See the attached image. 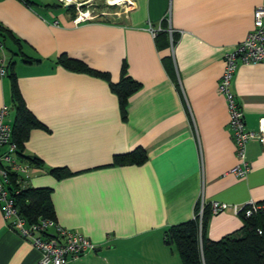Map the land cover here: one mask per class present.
<instances>
[{
    "label": "crops",
    "instance_id": "1",
    "mask_svg": "<svg viewBox=\"0 0 264 264\" xmlns=\"http://www.w3.org/2000/svg\"><path fill=\"white\" fill-rule=\"evenodd\" d=\"M95 1L0 0L12 75L0 78V110L8 107L5 120L12 124L13 77L41 124L23 146L39 164L29 167L28 187L49 189L53 220L96 245L67 264H182L164 233L193 219L201 200L237 207L264 202V146L249 140L248 172L231 173L241 163L217 91L225 55L246 38L264 0H128L130 7L104 9ZM76 8L99 16L75 24ZM148 24L165 32L152 37ZM73 61L107 78L78 70ZM124 66L140 84L125 118L110 88ZM230 90L245 129L257 133L264 63H238ZM138 148L146 153L142 165H112L115 156ZM57 168L70 175L56 179L50 170ZM242 226L232 210L210 214L205 236L218 241ZM39 260L6 225L0 207V264Z\"/></svg>",
    "mask_w": 264,
    "mask_h": 264
},
{
    "label": "built area",
    "instance_id": "2",
    "mask_svg": "<svg viewBox=\"0 0 264 264\" xmlns=\"http://www.w3.org/2000/svg\"><path fill=\"white\" fill-rule=\"evenodd\" d=\"M107 3L116 7L131 6L128 0L115 4L107 0ZM94 11L95 9L82 10L76 8V16L73 22L78 24L96 20L99 14ZM147 31L152 37H155L159 29L156 30L151 24H148ZM168 31L171 34V29ZM224 60L225 66L217 86V91L225 99L229 126L234 139L236 154L241 163V166L234 167L231 173L242 177L249 170V165L244 161L246 143L249 140L255 139L264 146V119L260 120L257 133L247 131L245 129L243 113L230 90V85L238 63L243 65L264 63V8L254 10L252 29L246 38L235 46L233 51L225 55ZM6 69L4 47L0 42V78L6 76ZM8 113V107L3 106L0 110V207L4 222L11 230L16 231L23 240L28 241L33 249L40 253L39 264H67L95 251L96 245L89 239L75 231L62 228L52 219H39L37 222L30 224L19 215L14 200L10 196L9 175L17 173L20 176L18 180L20 188L24 189L28 186L26 174L29 171V166L18 159L16 146L11 142L12 127L5 120ZM206 205L201 200L198 212L199 223ZM209 207L213 215L226 210H232L236 215L243 212L246 217H249L258 211H264V203L254 202H248L241 207L212 202L209 204Z\"/></svg>",
    "mask_w": 264,
    "mask_h": 264
},
{
    "label": "trees",
    "instance_id": "3",
    "mask_svg": "<svg viewBox=\"0 0 264 264\" xmlns=\"http://www.w3.org/2000/svg\"><path fill=\"white\" fill-rule=\"evenodd\" d=\"M109 6L107 8H111ZM114 7V6H113ZM0 26V41L4 44L5 33ZM161 31L156 38L161 35ZM167 33V32H166ZM60 62L67 66L69 61L61 57ZM78 70H85L94 75L107 78L106 75L88 70L81 63L73 61ZM11 65H7L6 76H10ZM10 103L14 112L11 124V142L16 146L18 159L30 167L34 164L39 166L36 158L24 155V143L32 129L41 128V124L34 118L25 106L20 95L15 79L12 77L10 82ZM112 92L118 98V103L122 117L126 116V105L128 98L140 88V84L132 80L126 74L125 66L122 68L120 79L116 84H110ZM146 160V153L142 148H138L126 155L115 156L113 166L123 165H142ZM50 173L56 178L61 179L70 174L64 169H51ZM10 196L13 198L15 207L20 216L25 218L28 223L37 222L39 219L53 220V207L50 201L49 189H36L26 187L20 188L17 173L10 175ZM264 203V202H262ZM199 207L195 209L193 219L169 227L164 233V240L167 245H174L181 259L182 264H264V211L246 217L243 212L238 216L243 221L240 232L236 235L225 236L221 240L211 241L205 236L207 220L211 214L209 205L203 209L202 218L199 223Z\"/></svg>",
    "mask_w": 264,
    "mask_h": 264
},
{
    "label": "rangeland",
    "instance_id": "4",
    "mask_svg": "<svg viewBox=\"0 0 264 264\" xmlns=\"http://www.w3.org/2000/svg\"><path fill=\"white\" fill-rule=\"evenodd\" d=\"M95 2L97 3L98 7L101 9L111 6L109 3H107V0H96Z\"/></svg>",
    "mask_w": 264,
    "mask_h": 264
},
{
    "label": "water",
    "instance_id": "5",
    "mask_svg": "<svg viewBox=\"0 0 264 264\" xmlns=\"http://www.w3.org/2000/svg\"><path fill=\"white\" fill-rule=\"evenodd\" d=\"M85 4H81L80 7L84 6Z\"/></svg>",
    "mask_w": 264,
    "mask_h": 264
}]
</instances>
